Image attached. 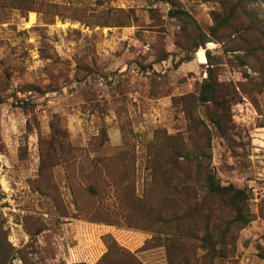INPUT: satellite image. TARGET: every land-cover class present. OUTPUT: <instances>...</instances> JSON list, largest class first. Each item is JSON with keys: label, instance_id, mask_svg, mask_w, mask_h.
Listing matches in <instances>:
<instances>
[{"label": "rangeland", "instance_id": "obj_1", "mask_svg": "<svg viewBox=\"0 0 264 264\" xmlns=\"http://www.w3.org/2000/svg\"><path fill=\"white\" fill-rule=\"evenodd\" d=\"M65 1L87 8V15L100 2ZM242 1L261 23L262 34L248 29L239 11L241 35L222 32L196 51L183 48L189 43L167 14L171 4L158 0H103L133 10L134 22L123 27L86 26L60 17L45 23L36 11L0 14V264H95L106 251L107 234L135 248L140 264H166L155 235L63 217L52 198L33 190L39 137L49 135L54 115L75 147H85L102 131L111 146L134 143L139 176L146 143L157 129L181 133L191 148L205 151L206 134L193 125L198 115L210 130V168L223 184L252 194L251 222L214 264H264V0ZM172 2L205 31L218 7L217 0ZM243 46L255 48L244 67L234 59L243 53L234 49ZM206 49L222 99L194 107L193 94L207 75ZM76 70L89 74L78 80ZM55 175L61 196L70 202L60 168ZM106 203L111 206L112 199Z\"/></svg>", "mask_w": 264, "mask_h": 264}, {"label": "trees", "instance_id": "obj_2", "mask_svg": "<svg viewBox=\"0 0 264 264\" xmlns=\"http://www.w3.org/2000/svg\"><path fill=\"white\" fill-rule=\"evenodd\" d=\"M158 1L171 4L167 14L178 21L182 36L189 43L183 47L186 50L196 51L228 30L229 34L239 35L244 29L237 26L239 11L247 19L248 29L263 32L261 23L247 13L242 0H217L218 7L211 11L212 25L208 31L179 4L172 0ZM81 8L65 0H0V14L13 9L22 15L36 11L42 14L45 23L60 17L86 26L123 27L135 20L132 9L116 7L110 2L104 4L103 0L91 9V14H86L87 8ZM254 49L246 46L234 49L243 50L234 55L235 61L246 66ZM205 56L207 75L193 94L194 107L199 101L217 105L221 98L208 49ZM163 57L166 53L159 59ZM74 74L82 80L89 70L84 73L76 70ZM3 101L0 96V104ZM212 122L219 126L217 119ZM193 125L206 134L205 151L191 148L181 133L167 134L157 129L146 143L143 174L139 176L134 143L124 141L120 146H111L102 131L85 147H75L54 115L49 122V135L39 137L38 174L32 188L47 199L52 198L60 206L63 217L122 225L155 235L164 248L166 264H214L217 258L226 256L227 247L233 248L238 232L251 222L252 194L233 183L221 182L210 168L209 127L198 115ZM56 168L62 171L63 187L70 195V202L61 196ZM108 198L112 199L111 206L106 203ZM41 230L38 227L37 233ZM105 240L106 251L95 264H140L135 248L133 251L121 245L111 234Z\"/></svg>", "mask_w": 264, "mask_h": 264}]
</instances>
